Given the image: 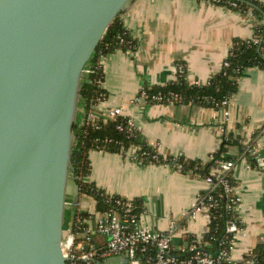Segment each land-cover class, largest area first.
I'll list each match as a JSON object with an SVG mask.
<instances>
[{
  "label": "crops",
  "instance_id": "0c3cea01",
  "mask_svg": "<svg viewBox=\"0 0 264 264\" xmlns=\"http://www.w3.org/2000/svg\"><path fill=\"white\" fill-rule=\"evenodd\" d=\"M120 19L136 48H119L101 57L107 98L99 108H122L142 140L165 155L207 162L222 145L227 146L223 156L237 162L232 175L241 197L238 217L242 223L234 234L230 257L243 261L264 242V166H251L241 157L243 148L264 156V69L252 67L242 74L238 91L230 98L227 118L209 106L143 104L134 99L142 87L173 81L178 63L185 65L190 82L207 83L221 71L234 38H253L252 20L206 0H131ZM230 135L238 139L236 144L225 143ZM136 152L135 146L126 153L92 150L89 180L107 194L138 200L144 209L142 222L153 229L167 230L175 220L173 249L182 252L192 238L200 239L209 230L208 212L196 220L183 216L208 189V182L171 165L142 163L135 159ZM72 192L79 209L91 214L88 222L94 224L93 199L78 197L77 185ZM75 211L70 209L66 228L72 227ZM95 238L97 244L106 241L101 235Z\"/></svg>",
  "mask_w": 264,
  "mask_h": 264
},
{
  "label": "water",
  "instance_id": "95a60500",
  "mask_svg": "<svg viewBox=\"0 0 264 264\" xmlns=\"http://www.w3.org/2000/svg\"><path fill=\"white\" fill-rule=\"evenodd\" d=\"M130 1L0 0V264H68L83 69Z\"/></svg>",
  "mask_w": 264,
  "mask_h": 264
},
{
  "label": "trees",
  "instance_id": "16d2710c",
  "mask_svg": "<svg viewBox=\"0 0 264 264\" xmlns=\"http://www.w3.org/2000/svg\"><path fill=\"white\" fill-rule=\"evenodd\" d=\"M215 1L216 5H222L229 9L239 11L252 20L254 25L253 38L242 39L234 38L229 55L223 64L222 69L214 75L207 83L190 82L187 78V70L184 66L182 73L176 72V78L162 86L145 87L150 97L161 96V100H152L150 103H173V104H197L209 106L217 110L222 108V101L230 99L237 91L239 79L249 68L259 67L264 69V2L261 0H210ZM212 3V2H211ZM121 14V13H120ZM120 14L109 25L103 40L97 46L90 59V66L94 72L82 80L80 90V103L82 104L81 113L89 109L92 102L105 100L107 92L99 80L104 82V72L101 64V57L115 51L116 49L136 48L135 40L130 36L129 31L124 27ZM255 39L259 41L256 43ZM74 125V144L72 150L71 177L78 187V194L89 196L94 201V209L105 211L110 207L112 198L102 189L98 188L94 182L89 180L91 174L90 152L100 149L108 152L126 153L130 148L137 147V160L149 164H166L177 168L181 165L183 173L190 175H201L206 177L212 167L218 166L221 162L230 159L224 157L223 153L227 150L226 145H222L220 150L212 155L207 162L201 160H190L184 156L165 155L159 151L157 146L146 143L140 137L137 128L129 130L125 119L118 117L116 120H101L98 126L86 125L79 122ZM121 125L122 128H119ZM237 138L230 135L226 138V144H236ZM245 152L246 158L251 166L257 167L255 157L251 152ZM232 185L236 186L233 175L229 177ZM218 199V205L209 212V230L202 236L201 250L217 254L220 250L229 248L233 234L227 232L228 222L234 220L242 227L238 212L231 205L230 196H226L223 187L218 186L213 192ZM122 197L120 195H115ZM142 210L138 200H134ZM80 215L84 219L89 217L88 212H77L74 216ZM192 238L190 244L193 243ZM179 257L187 258L193 252L185 249L176 252ZM68 264H71L70 262ZM237 264H264V242L257 244L245 259Z\"/></svg>",
  "mask_w": 264,
  "mask_h": 264
},
{
  "label": "built area",
  "instance_id": "2783aa9c",
  "mask_svg": "<svg viewBox=\"0 0 264 264\" xmlns=\"http://www.w3.org/2000/svg\"><path fill=\"white\" fill-rule=\"evenodd\" d=\"M215 3V1L206 0ZM259 40L255 39L257 43ZM228 65L227 61L224 62ZM182 73L184 66L178 65L176 72ZM94 72L90 66V61L83 69V78ZM103 85V82L99 80ZM161 96L150 97L147 89L142 87L134 99L136 103L150 104V101L161 100ZM106 100V99H105ZM104 100L92 102L87 111H84L81 123L90 126H98L101 120H116L118 117L125 119L129 130L135 128L133 120L124 114L122 108L108 107L100 109L99 104ZM230 99L222 101L220 111L227 118L229 112ZM122 128L121 125H118ZM159 149V148H158ZM138 151V148H137ZM160 151V149H159ZM246 151L254 154L258 166H264V156L256 154V150L247 148ZM137 152L134 157L137 160ZM242 159H247L245 152ZM249 162V161H248ZM236 159L232 158L221 162L218 166L211 168L209 175L205 177L208 182V189L201 192L196 201L183 212L187 219L196 220L202 212H210L218 205V199L213 192L218 186H222L226 196H230L231 205L238 212L241 197L236 191V186L232 185L229 177L232 176L236 166ZM249 164V163H248ZM178 169L181 165L177 166ZM112 200L110 207L105 211L94 213L95 223L90 224L88 220L92 216L83 218L80 215L74 216L71 228L63 231L61 247L68 263L71 264H237L232 260L230 251L234 244V237L231 238L229 248L220 250L213 254L201 250L202 238L193 239L189 244V251L193 252L190 257L182 258L174 253L173 240L177 230V222L172 220L167 230L153 229L142 222L144 209L139 210V205L133 200L125 197H117L108 194ZM81 212L80 203L77 200H66V206ZM65 226V225H64ZM65 228V227H64ZM240 230L238 223L234 220L228 222L227 232L235 234ZM101 235L106 241L97 244L96 236Z\"/></svg>",
  "mask_w": 264,
  "mask_h": 264
},
{
  "label": "rangeland",
  "instance_id": "374dc122",
  "mask_svg": "<svg viewBox=\"0 0 264 264\" xmlns=\"http://www.w3.org/2000/svg\"><path fill=\"white\" fill-rule=\"evenodd\" d=\"M81 109H82V104L79 102V109H78V114L79 115H81ZM79 118V117H78ZM75 186H76V184H75V181L73 180V178L70 176L69 177V179H68V185H67V189H68V193H67V201H69V200H75L76 198H74L73 199V197H77L76 196V194L74 195V192H72V191H74L75 190ZM71 192H72V195L73 196H71ZM78 197H81V198H83V201H86L85 200V197L83 196V195H81V196H78ZM78 199V198H77ZM79 200V199H78ZM70 206L69 205H67L66 206V216H65V219L67 220V218H68V216H69V212H70ZM64 225H65V223H64ZM65 228H64V230H66L67 228V226L65 225L64 226Z\"/></svg>",
  "mask_w": 264,
  "mask_h": 264
}]
</instances>
